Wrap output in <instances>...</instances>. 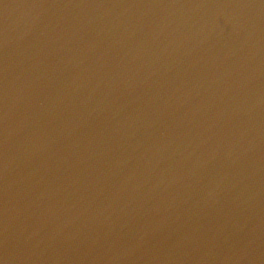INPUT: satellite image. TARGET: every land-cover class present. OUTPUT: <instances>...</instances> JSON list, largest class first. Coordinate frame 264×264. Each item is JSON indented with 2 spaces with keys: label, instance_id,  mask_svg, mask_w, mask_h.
Wrapping results in <instances>:
<instances>
[{
  "label": "water",
  "instance_id": "1",
  "mask_svg": "<svg viewBox=\"0 0 264 264\" xmlns=\"http://www.w3.org/2000/svg\"><path fill=\"white\" fill-rule=\"evenodd\" d=\"M0 264H264V0H0Z\"/></svg>",
  "mask_w": 264,
  "mask_h": 264
}]
</instances>
